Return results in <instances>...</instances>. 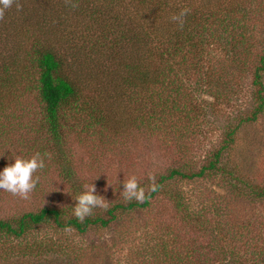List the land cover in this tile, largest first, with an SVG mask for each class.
I'll list each match as a JSON object with an SVG mask.
<instances>
[{
	"label": "trees",
	"instance_id": "1",
	"mask_svg": "<svg viewBox=\"0 0 264 264\" xmlns=\"http://www.w3.org/2000/svg\"><path fill=\"white\" fill-rule=\"evenodd\" d=\"M182 8L189 12L180 27L170 17ZM250 9L246 0H15L0 16V142L14 144L11 130L18 122L11 109L34 94L41 116L36 129L48 137L47 150L70 187L72 202L0 218V243L11 240L8 247L14 255L68 252L70 245L52 237L34 241L28 236L43 225L78 233L94 225L107 227L118 211L149 207L175 180H201L218 171L235 177L222 165L223 152L235 142L239 128L256 121L264 110V43L252 54L249 36L239 31ZM240 68L250 72L252 102L226 115L207 150L211 157L205 155L206 162L196 171L185 158L194 154L195 144H205L201 136L209 134L208 115L222 106L225 112L237 108ZM91 90L94 98L85 94ZM202 94L210 100H203ZM119 111L129 119L121 118ZM82 113L89 126L109 135L142 126L151 138L162 137L180 164L159 175L158 187L147 192L143 202L115 203L105 215L93 208L91 215L77 220L73 207L83 189L67 138ZM245 185L251 187V196L264 200V185ZM171 200L193 231L210 240L187 245L163 240V252L150 261L140 256L139 264H264V220L256 241L246 235L237 238L244 232L236 226L228 227L229 233L221 226H207L185 195ZM223 213L220 225L232 219Z\"/></svg>",
	"mask_w": 264,
	"mask_h": 264
},
{
	"label": "rangeland",
	"instance_id": "2",
	"mask_svg": "<svg viewBox=\"0 0 264 264\" xmlns=\"http://www.w3.org/2000/svg\"><path fill=\"white\" fill-rule=\"evenodd\" d=\"M246 2L251 4V9L248 17L242 19L243 28L240 27L239 31L245 30L249 36L252 47L248 48L254 54L256 50L261 51L264 43V0ZM236 76L241 82L237 88L241 95L236 103L237 108H229L230 111L225 112L226 107L222 106L215 109L217 112L220 110L219 113L214 110L212 116L208 115L206 120H209V124L204 127L206 130L209 128V134L201 136L205 144L202 147L195 144L191 149L194 154L185 158L186 164L196 171L206 162L205 155L211 157L207 150L214 144L212 140L217 138L226 115L236 114L240 108L249 107L252 102L249 70L244 72L240 68ZM85 94L94 98L92 90ZM201 98L210 100L204 94ZM26 102H18L11 109L18 123L11 130L14 144L9 145L6 140L0 142V169L12 163L13 157L28 158L36 153H39L45 167L33 174L39 179L26 196L0 190V218L4 219L17 218L26 212L38 211L43 206H64L72 202L70 187L62 179L53 155L47 150L48 137L43 129H36L41 116L34 94ZM119 116L129 119L121 111ZM86 118L85 113L80 114L79 122L68 135L67 148L81 188L84 190L93 183L96 194L103 196L102 199L108 204L106 209L94 208L100 215H105L113 204L126 202L122 189L123 181L129 177L135 176L146 194L149 185L156 183L159 175L180 164L175 151L166 148L162 137L151 138L142 126L128 127L118 135L112 130L109 135L98 126H89ZM221 162L235 177L218 171L201 180H175L164 187L165 193L151 200L149 207L129 213L118 211L117 219L109 226L94 225L85 233L71 229L57 230L50 225L40 226L28 238L36 241L38 238L52 237L63 245H70L72 251L44 253L40 257L26 256L22 252L14 255L8 247L11 243L9 240L0 243V264H139L140 256L150 261L161 254L163 246L160 243L163 240H176L181 245L206 244L210 238L195 233L174 208L171 198L180 196V193L188 198L190 209L205 219L204 223L211 229L221 226L223 232L229 233L228 227L233 230L238 227L244 233H237V238L246 235L256 241L257 227L264 220V200L251 196V187L245 184L264 185V110L256 121L239 128L235 142L224 150ZM150 174L154 176V181L149 179ZM224 210L230 213L232 219L223 220L220 225V220L226 215ZM4 252L7 253L2 254Z\"/></svg>",
	"mask_w": 264,
	"mask_h": 264
},
{
	"label": "clouds",
	"instance_id": "3",
	"mask_svg": "<svg viewBox=\"0 0 264 264\" xmlns=\"http://www.w3.org/2000/svg\"><path fill=\"white\" fill-rule=\"evenodd\" d=\"M15 0H0V16L12 7ZM17 8L19 5L17 4ZM189 9L182 8L178 14H173L170 19L177 22L178 26H183V18L188 14ZM45 167L44 161L40 158L39 153H36L28 158L13 157V162L7 164L0 169V190L10 192L12 194H20L26 196L34 189L38 181V177L33 174L37 169ZM149 179L154 181V176L149 175ZM158 185L151 183L149 191H155ZM123 197L126 201L136 200L143 202L145 190L138 185L135 176L129 177L123 181L122 189ZM103 196L96 194L95 185L91 183L86 188L79 192L75 197L73 207V215L77 220L83 221L86 216L91 215L93 208H107L108 204Z\"/></svg>",
	"mask_w": 264,
	"mask_h": 264
}]
</instances>
